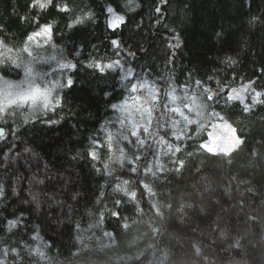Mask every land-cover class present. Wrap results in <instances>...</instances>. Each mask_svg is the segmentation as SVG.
Listing matches in <instances>:
<instances>
[{
    "label": "trees",
    "instance_id": "1",
    "mask_svg": "<svg viewBox=\"0 0 264 264\" xmlns=\"http://www.w3.org/2000/svg\"><path fill=\"white\" fill-rule=\"evenodd\" d=\"M32 3L0 0V89L29 67L42 87L64 86L54 88L60 103L52 110L25 104L0 113V264H264V95L245 102L248 111L227 101L239 83L264 94V0ZM64 5L68 11H58ZM108 7L124 17L116 30L108 27ZM77 18L83 22L74 24ZM44 24L52 25L51 40L29 41ZM114 61L119 67L103 73L89 67ZM69 62L75 67L60 68ZM121 66L158 87L149 131L139 137L143 148L112 107L125 93ZM182 86L207 107L176 140L164 101ZM213 112L243 140L227 156L200 148L208 124L219 120ZM94 141L102 145L95 160L88 155ZM169 143L180 151L169 152ZM158 164L162 172H146ZM125 180L135 199L118 190Z\"/></svg>",
    "mask_w": 264,
    "mask_h": 264
},
{
    "label": "snow or ice",
    "instance_id": "2",
    "mask_svg": "<svg viewBox=\"0 0 264 264\" xmlns=\"http://www.w3.org/2000/svg\"><path fill=\"white\" fill-rule=\"evenodd\" d=\"M52 0H33L32 3V7H36L38 6L40 9H45L49 6V4H51ZM58 11H62V12H67L68 11V7L67 5H64L63 7H58ZM107 13L109 14V19H108V27L109 29L112 30H116L117 28H119L125 21H124V17L121 15H118L115 13L114 9L112 7H108L107 8ZM157 12L160 11L159 8L156 9ZM91 14H87V16L85 18H90ZM82 19L81 18H77L75 21H73L74 24H79L82 23ZM69 27H72V24H69ZM51 35H52V25L51 24H44V25H40L39 26V30L30 34L28 37L29 41H33L36 40L37 38H43L45 40V42H49L51 40ZM2 43V42H0ZM37 46L39 47L40 45L37 44ZM112 46L114 48H119V41L117 40H113L112 41ZM178 46V45H177ZM25 51H29L28 48H25ZM29 55H31V52L29 51ZM53 59H55V57H53ZM119 61H114L112 63H108V64H104L101 65L99 62H95L94 64H90L89 67H95L96 69H98L101 73H103L105 70H115V68L119 67ZM19 66V65H17ZM61 69H71L73 67H75L73 64L69 63H65V64H60L59 65ZM33 75V69L32 68H28L26 70V76L27 77H32ZM131 76V72H129L127 74V77ZM198 85L201 83L200 81L196 82ZM27 87H18L17 90L15 91H7L4 99H5V103H0V113H3L8 107H11L13 105L20 107L23 106L25 104H28L30 106H42L45 110H52L54 108V104L53 101L55 102V105H59L60 101L58 97H54L53 96V90L56 87H63L64 85H60L58 82L54 85H52L51 87L48 86H44L41 87L39 85H36L35 82L31 79L26 81ZM68 86H70L72 84V80L69 79L67 81ZM14 86L12 85H8L9 89H12ZM145 88H149V85L147 82H139L137 84H133L131 89L129 90L130 93H135L138 91V89H145ZM251 88V84H245L243 85L241 88L236 89V88H232L231 91L229 92L228 96H227V101H239L241 105L244 106V110L248 111L249 110V105H247L245 103V98H244V93L246 91H248ZM175 90H173V92L168 94L169 97V102L170 103H176V101L178 99H180L179 97L175 96L174 93ZM185 91H187V89H185ZM204 91L206 93H208L207 95V100L209 101H214V103H219L218 100H214V95L213 93H211V91L207 88L204 89ZM224 88L221 87L219 89V92H223ZM261 95H264L260 92H256L255 96L252 97L253 103H260L261 101L259 100V97ZM185 100H190L191 103H185L183 104V108H181L180 106L174 107V108H168L167 105H165V108L172 113H175L177 116L180 117L179 120H173L171 127L174 129L172 132L173 137L176 140H182L185 138L187 132V128L189 125L197 123L196 120L191 119L189 117V115H187L185 113V111L183 109H187L188 113H192L195 112L197 116H200L203 114V109L205 107H207L206 104H204L203 102L198 103L196 97H188L185 96L184 97ZM131 100V104L129 103L128 100H125L121 105H112L113 109H117L121 112H125L127 114V119H128V123L132 125V135L134 137H137L136 139V143L143 148L145 145V141L143 139H140L137 133V129L139 128H143V131L147 134L149 131V127L151 125L152 122V112L155 109V107L157 106V102H158V96L156 95V90L154 88H150V101L145 99L142 101V98L139 96H131L130 97ZM133 111L140 113L141 117L144 118L146 117V124L148 126H144V125H137L134 122L133 119ZM213 116L217 117L221 123L218 124H214L212 125L213 127V132L209 133V139L207 142L201 143L200 144V148L206 150L209 153L212 154H217V153H222L223 155L227 156L229 155L233 150H235L236 148H238L242 143L243 140L237 135V130L235 128L232 127L231 124H229L226 120H224V118L218 113V112H213L212 113ZM124 120L120 121V124L123 126L124 125ZM183 124V129H179V125ZM204 130V125L200 124L198 126L197 131H203ZM4 136V132L2 129H0V139H2ZM122 139H127V136H121ZM161 144H164L165 142L163 141V139H161ZM107 146H108V150L109 152L112 151L113 148V134L109 133L108 134V140H107ZM102 147V145L99 144V142L94 141L93 142V148L91 151H89L88 155L91 159L95 160L98 158V154H97V149ZM167 149L169 152H173V154H175L176 152L180 151L179 147H176L175 150L173 151V146L172 144H167ZM120 151V156L117 157L116 159L118 161H122L123 159H125V155H124V151L123 149H118ZM137 160L140 159L139 156L136 157ZM129 163H131V161H129ZM180 167H183V161H180ZM105 170L107 174H110V170L108 165H105ZM162 166H160L159 164L157 165L156 168V172H153L152 167L149 166L148 168H146V172L147 173H151L153 176L156 175L157 172H162ZM131 171L133 173H135L137 171V169L135 167H133L131 169ZM177 171H179V168L177 169ZM129 181L125 180L122 182V185L118 184L117 188L120 191H123L125 193L126 196L130 197L131 199H135L137 196L136 191H128V189L124 186L128 185ZM141 186L143 187V189L146 191V193L148 195H154L155 193L153 192L152 188L146 184L143 183V181H141ZM122 203V200H117L116 201V207L117 210L114 211L112 213V215L114 217H119V205ZM153 207H155V205H153ZM11 226H15V222L14 221H10L9 222ZM125 228L128 227V225H124ZM105 235L110 236L111 233H105ZM33 239H38V237H33ZM36 254L43 256L42 252H39V250H35Z\"/></svg>",
    "mask_w": 264,
    "mask_h": 264
},
{
    "label": "rangeland",
    "instance_id": "3",
    "mask_svg": "<svg viewBox=\"0 0 264 264\" xmlns=\"http://www.w3.org/2000/svg\"><path fill=\"white\" fill-rule=\"evenodd\" d=\"M120 68H121V71H122L123 82H124V85H125V88H124V92H125V93H124V97H123L119 102H117L116 105H118V106L121 105L125 100H128L129 103L131 104V100H130V97H131V96H139V97L142 98V101L145 100V99H147V100L150 101V88H154V89L156 90V95L158 96V87L155 85V83H153V82H151V81H149V80H147V79H145V78H143V77H139V76H137L136 73H135L132 69H130V68H126V67H123V66H121ZM129 72H131V76L128 77V78H126V77H127V74H128ZM29 79L33 80V81L35 82L36 85L41 86V84H40L39 82L36 81V79L34 78L33 75H32V77H27V76H25V77H23V78L20 79V80H17V81L11 82L9 85L14 86L12 89H9V88H3V89H0V92L6 94L7 91H15V90H17L18 87H27L26 81L29 80ZM139 82H147L148 85H149V88L138 89L137 92H135V93H130L129 90L131 89L132 85H133V84H137V83H139ZM245 84H249V83H239V84H237L236 86H233L232 88L239 89V88H241V87H242L243 85H245ZM44 86H48V85L46 84V85H43V87H44ZM41 87H42V86H41ZM48 87H49V86H48ZM232 88H231V89H232ZM185 89H187V91H185ZM231 89H230V91H231ZM173 90H175L173 94H174L175 96H177V97L180 98V99H178V100L176 101V103H170V102H169L168 94L171 93V92H173ZM256 92H257V91L254 90L253 88H250L248 91H246V92L244 93L245 102H248L249 100H251L252 97L255 96ZM168 94H167V98H166V100L164 101V104L167 105L168 108H174V107H177V106H180L181 108H183V104H185V103H191L190 100H185V99H184L185 96H188V97H190V98H191V97H195V95L192 94V93L189 91L188 88L183 87V86H182V87H174V88H172V89L168 92ZM197 102H198V100H197ZM198 103H199V102H198ZM183 110L185 111V113H186L187 115H189V117H190L191 119H194V120H196V121H197V119H199V117L201 116V115H200V116H197L195 112L188 113L187 109H183ZM117 112H118V115H119V122H120L121 120H124V122H125L124 124H125L126 127L128 128V131L131 133V136L134 137V136L132 135V130H133V129H132V125L128 123L127 114H126L125 112H121V111H119V110H117ZM165 118H166V121H167V127H168V131H169L168 133L172 135V132H173V130H174V129L171 127L172 121H173V120H179L180 117L177 116L175 113L169 112V111L165 108ZM133 119H134V122H135L137 125L148 126V125L146 124V119H147V118H146V117L142 118L141 115H140V113H138V112L133 111ZM227 122H228V121H227ZM218 123H221V121L215 119V120H212V121L208 124V126H207V139H206L204 142H207V141H208V139H209V133H210V132H213V127H212V125H214V124H218ZM228 123H229V122H228ZM229 124H230V123H229ZM179 129H181V130L183 129V124H180V125H179ZM188 130H189V126H188L186 132H187ZM137 133H138V136L141 137L142 134L144 135L145 132L143 131V128H139V129H137ZM134 138H137V137H134Z\"/></svg>",
    "mask_w": 264,
    "mask_h": 264
},
{
    "label": "water",
    "instance_id": "4",
    "mask_svg": "<svg viewBox=\"0 0 264 264\" xmlns=\"http://www.w3.org/2000/svg\"><path fill=\"white\" fill-rule=\"evenodd\" d=\"M0 129H2V130H3V132L5 131V129H4L2 126H0Z\"/></svg>",
    "mask_w": 264,
    "mask_h": 264
}]
</instances>
